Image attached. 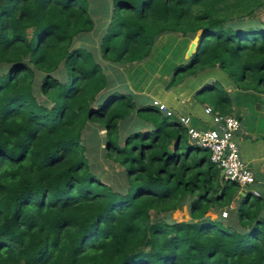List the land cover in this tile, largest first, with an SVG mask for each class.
<instances>
[{
    "label": "trees",
    "instance_id": "trees-1",
    "mask_svg": "<svg viewBox=\"0 0 264 264\" xmlns=\"http://www.w3.org/2000/svg\"><path fill=\"white\" fill-rule=\"evenodd\" d=\"M262 9L264 0H0V264H264V194L242 192L208 149L183 144L175 117L105 73L144 62L163 35L197 36L167 88L217 68L233 88L206 81L201 104L222 115L256 106ZM98 148L121 167L118 181L99 178ZM183 205L189 219H170Z\"/></svg>",
    "mask_w": 264,
    "mask_h": 264
},
{
    "label": "rangeland",
    "instance_id": "rangeland-1",
    "mask_svg": "<svg viewBox=\"0 0 264 264\" xmlns=\"http://www.w3.org/2000/svg\"><path fill=\"white\" fill-rule=\"evenodd\" d=\"M259 11L260 13L258 12L257 15H259V19L263 21L264 10L262 9ZM90 37L92 40H95L97 34H91ZM191 41H196V38ZM74 44L75 46L91 45L97 48L95 42H86V40L80 38L75 40ZM188 45L189 44L185 43L179 35H163L156 41L151 55L144 62L121 67L115 72L107 69L105 73L109 74L114 81L119 77L123 78V82L116 83L117 85H123V92L136 95V100L139 102L141 101L146 104H151L152 98L148 96V93L151 89L163 91V88H167V84L172 77L175 67L179 63H185L188 59ZM100 62L103 64L104 61L100 60ZM224 74V72L217 68L206 69L198 74L185 77L180 84H184L187 87L197 85L200 88L206 81L213 80L219 81L222 84L224 83V85H226L225 89L228 91V89H232L233 87L229 84V81L227 80L228 78L225 76L226 74ZM194 98L202 103L200 99L195 97V93ZM247 108L248 111L242 113V123H244L246 127L257 128L260 126L264 130V96H262V100L257 104L258 110L255 109L254 104L249 105ZM97 130L100 136L104 135L101 128H97ZM257 135L263 137L264 132H258ZM183 144L187 146L191 145L187 135H185ZM86 145L89 149V156L91 155L90 152L96 153L90 140L87 141ZM100 145H103L102 141ZM93 163L95 164L94 169L99 175V178L105 183H113L119 180L120 176L118 175V171L121 170V167L110 160L103 159L101 157L100 148L97 149V155H95ZM251 187L252 186L249 185L247 191L252 190ZM208 215L215 218L213 212H209ZM170 219L178 221L188 220L189 215L187 206L183 205L179 209L171 212Z\"/></svg>",
    "mask_w": 264,
    "mask_h": 264
},
{
    "label": "built area",
    "instance_id": "built-area-1",
    "mask_svg": "<svg viewBox=\"0 0 264 264\" xmlns=\"http://www.w3.org/2000/svg\"><path fill=\"white\" fill-rule=\"evenodd\" d=\"M153 105L168 117H177L180 124L186 128L190 142L198 147L208 149L210 159L220 169L222 175L236 182L242 192L254 183L255 175L240 155V149L236 140V134L241 128V122L234 114L222 115L214 111L209 105H205L204 113L211 117L212 127L201 129L191 125L189 115H178L174 113L165 103L153 100ZM258 195V191H253ZM227 216L226 211L222 213Z\"/></svg>",
    "mask_w": 264,
    "mask_h": 264
},
{
    "label": "crops",
    "instance_id": "crops-1",
    "mask_svg": "<svg viewBox=\"0 0 264 264\" xmlns=\"http://www.w3.org/2000/svg\"><path fill=\"white\" fill-rule=\"evenodd\" d=\"M197 89H199L197 85L187 87L184 84H179L170 88H163V91L151 89L148 96L152 98V104L153 100L165 103L174 111L176 116L189 115L190 123L194 127L201 129L212 127L211 117L204 113V107L207 104H201L194 98ZM255 109L258 110L257 105ZM233 110L232 114L236 112L234 115L237 116L236 114H238L241 122V128L236 134L240 155L255 174V181L251 184V189L264 194V136L257 135L258 132L262 133L264 130L260 126L257 128L246 127L242 123V113L248 111V108L234 105Z\"/></svg>",
    "mask_w": 264,
    "mask_h": 264
},
{
    "label": "water",
    "instance_id": "water-1",
    "mask_svg": "<svg viewBox=\"0 0 264 264\" xmlns=\"http://www.w3.org/2000/svg\"><path fill=\"white\" fill-rule=\"evenodd\" d=\"M196 38V41H191L190 42V44H189V46H188V58L192 55V53L196 50V48H197V37H195ZM242 193V192H241Z\"/></svg>",
    "mask_w": 264,
    "mask_h": 264
},
{
    "label": "clouds",
    "instance_id": "clouds-1",
    "mask_svg": "<svg viewBox=\"0 0 264 264\" xmlns=\"http://www.w3.org/2000/svg\"><path fill=\"white\" fill-rule=\"evenodd\" d=\"M175 117V116H174ZM177 119V117H175ZM178 121V119H177ZM253 191H256V190H250L249 192H251L253 194ZM254 195V194H253Z\"/></svg>",
    "mask_w": 264,
    "mask_h": 264
}]
</instances>
